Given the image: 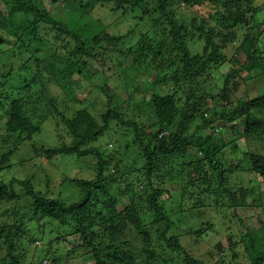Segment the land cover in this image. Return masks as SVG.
I'll use <instances>...</instances> for the list:
<instances>
[{
  "label": "clouds",
  "instance_id": "9594fccd",
  "mask_svg": "<svg viewBox=\"0 0 264 264\" xmlns=\"http://www.w3.org/2000/svg\"><path fill=\"white\" fill-rule=\"evenodd\" d=\"M0 264H264V0H0Z\"/></svg>",
  "mask_w": 264,
  "mask_h": 264
},
{
  "label": "trees",
  "instance_id": "16d2710c",
  "mask_svg": "<svg viewBox=\"0 0 264 264\" xmlns=\"http://www.w3.org/2000/svg\"><path fill=\"white\" fill-rule=\"evenodd\" d=\"M155 35H156L155 33L152 34V38H153V39H155ZM161 43H162V42H161ZM156 52H157V55H158V56L161 55L159 49H157ZM157 95H158V94H157ZM159 103H160L161 111H164V110H165V104H166V103H167V104H170L171 101L169 100V101H166V102H165V101L161 100V101H159ZM53 219L56 220L57 218H56V217H53ZM57 222H58V220H57ZM107 226H108V227H112V224L109 223ZM93 227H94V226H93ZM60 243H63V241H60Z\"/></svg>",
  "mask_w": 264,
  "mask_h": 264
},
{
  "label": "rangeland",
  "instance_id": "374dc122",
  "mask_svg": "<svg viewBox=\"0 0 264 264\" xmlns=\"http://www.w3.org/2000/svg\"><path fill=\"white\" fill-rule=\"evenodd\" d=\"M130 194H131V192L129 191V195H130ZM175 195H177V196H178V195H180V193H176ZM61 244H62V243H61Z\"/></svg>",
  "mask_w": 264,
  "mask_h": 264
}]
</instances>
